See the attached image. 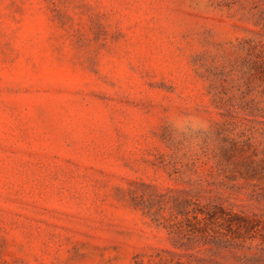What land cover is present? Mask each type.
I'll list each match as a JSON object with an SVG mask.
<instances>
[{
    "label": "rangeland",
    "instance_id": "obj_1",
    "mask_svg": "<svg viewBox=\"0 0 264 264\" xmlns=\"http://www.w3.org/2000/svg\"><path fill=\"white\" fill-rule=\"evenodd\" d=\"M224 209L264 227V0H0V264H264Z\"/></svg>",
    "mask_w": 264,
    "mask_h": 264
},
{
    "label": "trees",
    "instance_id": "obj_2",
    "mask_svg": "<svg viewBox=\"0 0 264 264\" xmlns=\"http://www.w3.org/2000/svg\"><path fill=\"white\" fill-rule=\"evenodd\" d=\"M224 224L230 228V230L235 229L236 240L239 244H246L250 240H254L258 233H261L262 238L264 239V227H261L258 224V220L253 217L241 216L234 214L231 211L226 209L223 210ZM196 218L205 222V211L196 212Z\"/></svg>",
    "mask_w": 264,
    "mask_h": 264
}]
</instances>
